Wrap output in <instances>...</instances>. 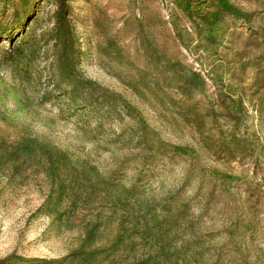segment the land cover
Returning a JSON list of instances; mask_svg holds the SVG:
<instances>
[{
	"label": "rangeland",
	"instance_id": "obj_1",
	"mask_svg": "<svg viewBox=\"0 0 264 264\" xmlns=\"http://www.w3.org/2000/svg\"><path fill=\"white\" fill-rule=\"evenodd\" d=\"M0 264H264V0H0Z\"/></svg>",
	"mask_w": 264,
	"mask_h": 264
},
{
	"label": "trees",
	"instance_id": "obj_2",
	"mask_svg": "<svg viewBox=\"0 0 264 264\" xmlns=\"http://www.w3.org/2000/svg\"><path fill=\"white\" fill-rule=\"evenodd\" d=\"M227 7H228L229 11L231 13H233L234 15H236L237 17H241L242 16L241 12L238 11L237 9H235V8H233L231 6H227ZM67 14H68V11L66 9L59 10L58 13H57V22H59L60 26H62V24L64 22H66V29H67L66 33H67V35L69 37V40H67V43H66V48L70 49V51H72L71 52L72 53L71 54V58L73 59V55L77 54L78 51L73 48L74 42H73L72 35H71L70 24L68 23V20H67Z\"/></svg>",
	"mask_w": 264,
	"mask_h": 264
}]
</instances>
